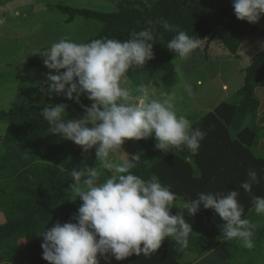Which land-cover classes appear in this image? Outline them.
<instances>
[{"label":"clouds","instance_id":"clouds-1","mask_svg":"<svg viewBox=\"0 0 264 264\" xmlns=\"http://www.w3.org/2000/svg\"><path fill=\"white\" fill-rule=\"evenodd\" d=\"M232 6L239 21L257 24L264 16V0H232ZM5 23L0 17V26ZM147 25L131 32L126 40L102 37L85 43L64 36L48 48L34 50L49 70L43 82L47 95L63 94L77 104L84 95L91 101L90 107L81 105L83 116L72 119L67 118L66 104L45 106L41 116L49 125L48 131L71 141L84 153L95 149V160L106 173L101 176L99 169L87 165L69 173L72 183L67 191L82 204L72 218L74 223L57 222L38 235L47 264H100L98 257L106 259L109 254L116 261L132 255L150 257L166 238L187 248L192 228L180 212L171 214L173 208L186 210L189 216L201 208L210 209L223 222L219 229L223 240L237 241L247 250L255 248L259 225L245 217L237 189L227 194L200 192L176 207L178 197L170 186L155 175L145 179L132 171L149 161L142 160V153H125L122 145L127 140L153 138L155 149L162 153L186 149L195 155L207 135L179 113L174 89L130 85L129 71L144 67L154 58L158 26L175 33L166 48L182 60L204 41L167 20H149ZM260 47L264 50V44ZM184 90L192 94L190 84H185ZM7 128L0 126V135ZM246 176L240 188L250 195L254 212L264 217V197L252 194L253 185L264 175L249 168Z\"/></svg>","mask_w":264,"mask_h":264},{"label":"trees","instance_id":"trees-1","mask_svg":"<svg viewBox=\"0 0 264 264\" xmlns=\"http://www.w3.org/2000/svg\"><path fill=\"white\" fill-rule=\"evenodd\" d=\"M12 1L0 0V6ZM106 1L115 7V12L103 13L55 4H47L46 9L64 14L65 24L75 18L99 23V31L85 43L102 37L126 40L131 32L147 27L149 20L155 22L160 19L178 26L189 36L204 40L202 43L205 45L216 39L230 55L240 52L245 43L264 38V16L257 24L239 21L234 14L232 0H153L150 6L143 0ZM174 35L158 26L153 45L154 58L144 67L130 70V81L140 74L151 77L156 69L164 87L177 82L175 66L181 58L166 48ZM241 72L243 83L233 93L235 101L222 102L193 122L194 127L207 133L197 154L192 155L186 149L162 153L152 148L142 153V160L149 162H141L132 171L145 179L155 175L163 185L170 186L178 197L175 206L184 200L195 199L200 192L227 194L237 189L245 217L255 223L259 216L253 210L250 195L240 188V184L247 179L249 168L264 175V159L254 153L261 133V129L255 126V120L261 108L256 93L264 90V50L254 54L250 64ZM61 104L68 105L67 118L72 119L83 116L81 105L90 107L91 101L82 95L80 104L66 99ZM44 107L29 105L8 111L0 109V122L8 127L7 132L0 136V211L5 218V222L0 224V263L26 264L28 246L19 248L18 240L25 239L26 243H31L32 236L44 225L58 219L55 214L49 216L50 211H78L82 204L79 198L75 200L74 194L67 191L72 183L71 170L83 165L101 167L95 157L83 162L71 158L76 145L48 131L49 125L41 116ZM247 118L249 125L244 126ZM260 121L264 122V108ZM252 194L264 197V179L253 185ZM178 212L177 208L171 210L173 215ZM185 213L192 233L187 248L182 249L174 240L168 239L175 248L172 264H188L181 260L186 253L197 252L196 258L199 259L218 246L230 262L233 260L232 252H235V255H241L238 264L256 263V251L264 243V225L258 224L255 248L247 250L237 241L221 238L219 229L223 222L212 210L201 208L194 216H189L186 210ZM73 217L60 218L75 222ZM253 251V256H250ZM176 258H179L177 263Z\"/></svg>","mask_w":264,"mask_h":264},{"label":"rangeland","instance_id":"rangeland-1","mask_svg":"<svg viewBox=\"0 0 264 264\" xmlns=\"http://www.w3.org/2000/svg\"><path fill=\"white\" fill-rule=\"evenodd\" d=\"M143 1L150 6V1L153 3L155 0ZM47 4L103 13L116 11L115 7L106 0H13L0 6V17L6 19V23L0 26L1 110L8 111L17 106L61 104L65 99L63 94L59 96L46 94V85L43 82L49 70L43 65V58L33 54L34 50L48 48L51 43L64 36H69L76 42H85L92 38L101 27L99 23L83 18H75L71 23L65 24L66 16L60 12L48 11ZM261 44H264V38L245 43L240 52L230 55L214 39L208 45L201 43L200 48L189 58L180 59L176 63L177 82L171 87L163 86L156 69L151 77L140 74L135 80H129V82L133 87L145 84L162 87L165 90L174 89L177 94L176 106L179 113L186 115L194 122L220 103L235 101L233 93L243 83L241 71L250 64L251 57L261 51ZM185 84L192 86L191 95L185 92ZM256 96L261 104L256 114L259 119L263 114L264 90H259ZM244 125L248 126L249 122H245ZM0 126H6V123L0 122ZM88 126L91 127V125ZM155 143L153 138L140 141L127 140L122 145V150L129 155L144 153L155 148ZM93 157H95V149L84 153L77 145L71 156L76 162H83ZM99 170L101 176L106 175L102 167ZM255 223L264 225V217H260ZM259 246L261 248L256 249L255 264H264V243ZM232 253L233 260L230 262L227 259L228 264L229 262L238 264V257L241 255ZM191 254H193L194 262H197V252ZM249 254L253 256L254 251Z\"/></svg>","mask_w":264,"mask_h":264},{"label":"crops","instance_id":"crops-1","mask_svg":"<svg viewBox=\"0 0 264 264\" xmlns=\"http://www.w3.org/2000/svg\"><path fill=\"white\" fill-rule=\"evenodd\" d=\"M261 117L258 119L256 117L255 120V126H258L261 129L260 137L258 140L257 145L254 147V153L264 159V122L260 121ZM245 122H249V120L246 119ZM245 126V125H244ZM82 202V201H81ZM181 203H177L176 206L178 207ZM179 212L183 215V218L185 221L189 224L190 220L187 217L185 210L179 209ZM49 216L55 214V216H59L58 219H54L49 222V224L44 225L41 230H39L34 236L31 238V243H26L25 239H20L17 242V245L19 248H23L24 245H27V251L25 253V263L26 264H47L46 261L42 259V249L41 244L43 243L42 237L38 236L43 230H48L51 227H53L57 222L63 224L65 222H69V220H63V218L60 217H69V216H75L77 214V211L73 210H61V211H50ZM48 216V215H47ZM258 217L257 221H259ZM256 221V222H257ZM5 222V218L0 211V224H3ZM72 222V221H71ZM74 223V222H73ZM174 246L171 242H168V238H166L160 249H158L155 253H153L150 257H146L144 255L136 256L132 255L128 258H126L123 261H116L114 257H112L110 254L107 256V261L109 264H169L173 262L172 260V251L174 250ZM167 252H171L169 255H167ZM191 253H186L182 257L183 262H188V264H228L227 258L224 255L221 246H218L211 250L206 255L202 256L197 260V262H194L192 259ZM166 256V257H165ZM100 264H106L105 258H100ZM167 259V260H166ZM179 258H176V263L179 262ZM174 261V262H175ZM0 264H10L7 262H2Z\"/></svg>","mask_w":264,"mask_h":264}]
</instances>
